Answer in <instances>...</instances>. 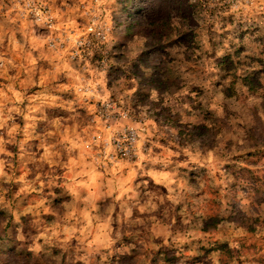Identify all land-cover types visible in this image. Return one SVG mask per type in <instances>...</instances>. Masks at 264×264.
I'll return each instance as SVG.
<instances>
[{
    "label": "clouds",
    "instance_id": "9594fccd",
    "mask_svg": "<svg viewBox=\"0 0 264 264\" xmlns=\"http://www.w3.org/2000/svg\"><path fill=\"white\" fill-rule=\"evenodd\" d=\"M0 264H264V0H0Z\"/></svg>",
    "mask_w": 264,
    "mask_h": 264
}]
</instances>
